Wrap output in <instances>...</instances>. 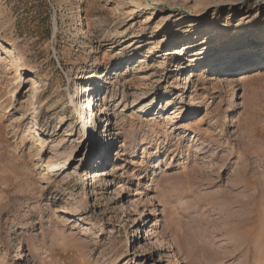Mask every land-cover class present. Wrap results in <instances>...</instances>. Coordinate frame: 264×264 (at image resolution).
Wrapping results in <instances>:
<instances>
[{"label":"rangeland","instance_id":"1","mask_svg":"<svg viewBox=\"0 0 264 264\" xmlns=\"http://www.w3.org/2000/svg\"><path fill=\"white\" fill-rule=\"evenodd\" d=\"M0 43V264H264V0H0Z\"/></svg>","mask_w":264,"mask_h":264},{"label":"bare ground","instance_id":"2","mask_svg":"<svg viewBox=\"0 0 264 264\" xmlns=\"http://www.w3.org/2000/svg\"><path fill=\"white\" fill-rule=\"evenodd\" d=\"M194 17H200V16H194ZM185 19H188V20H193V18H190V17H187V16H185L184 17ZM262 44V43H261ZM0 46H2V44L0 43ZM222 52L221 51H218V53H215V54H217V55H213V57H215L214 58V60H211L212 61V63H214L217 59L219 60V56H221V55H219V54H221ZM167 54H174V51H171V52H168ZM199 55H202V57H201V61L202 62H204V60H206L208 57H207V55H210V53L208 52H201V53H199ZM249 55L251 56V58L255 55L254 54V52H251V53H249ZM206 56V57H205ZM209 58H212V57H209ZM208 58V59H209ZM263 59H264V56H263ZM221 60H224V59H221ZM236 60H239L238 58L236 59ZM235 62H237V61H235ZM0 69L3 71V72H11V73H17V68H16V66L15 65H13V64H9V63H5V62H1V64H0ZM97 80L98 79V77L97 76H94V75H92L91 76V78H90V80ZM90 80H88L87 79V81H90ZM91 82V81H90ZM96 83L95 82H91L90 83V85L89 86H87V87H85V88H83L82 89V92L84 93V94H86V93H88V101L90 102V99H91V97H92V95L97 91L96 90ZM102 102V105L100 106V109H99V112H100V118L98 119V114L97 115H95L94 116V110L93 111H91V113H92V116H91V122H89V125H88V128H87V132H89V131H93V130H95L96 131V129H97V127H98V125L100 126V122L102 121V119L104 118H107L108 117V113H107V110L105 109V107H104V101L102 100L101 101ZM93 107H94V104H93ZM143 109H144V107H143ZM105 121V123H107V129L104 131V136L102 137V139H104V142H105V148H109L110 147V143H111V141L113 140V136L115 135L114 133H112V131H111V126H112V123H110L109 124V120L108 119H106V120H104ZM103 155V154H102ZM100 156V157H97L96 159H95V162H93V169H96V168H99L105 161H106V155H104V156ZM98 173V172H97ZM97 176H99V178H103L104 177V174H99V175H97ZM96 176V177H97ZM29 217V215H25L24 216V219H27Z\"/></svg>","mask_w":264,"mask_h":264}]
</instances>
